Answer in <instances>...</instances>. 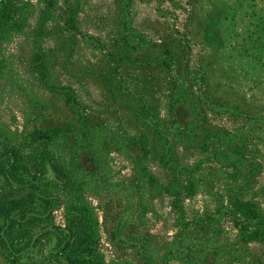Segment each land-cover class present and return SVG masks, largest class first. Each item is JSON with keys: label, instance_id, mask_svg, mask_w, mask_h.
<instances>
[{"label": "rangeland", "instance_id": "1", "mask_svg": "<svg viewBox=\"0 0 264 264\" xmlns=\"http://www.w3.org/2000/svg\"><path fill=\"white\" fill-rule=\"evenodd\" d=\"M9 1L0 31L1 133L36 156L48 150L69 167L78 163L79 182L85 183L78 194L63 197L64 179L44 159V177L21 190V196L34 192L44 213L35 245L20 257L0 249V264H68L58 236L66 224V201L83 210L98 264H264V243L238 238L234 220L221 221L217 235L208 137L213 98L217 110L245 114L225 126H247V160H260L261 168L243 198L250 208L264 210V0H55L46 22L39 0ZM66 18L76 31L66 29ZM41 52L49 68L43 75L34 65ZM174 80L183 86L176 91L180 99L171 102ZM161 125L170 129L157 133ZM55 128L69 131L38 139ZM137 134L183 147L173 153L172 166L193 179L194 191L181 201L182 210L133 175V152L125 141ZM145 165L162 181L173 177L163 160ZM2 187L0 178V195ZM42 197L58 198L59 204L44 205ZM205 213L211 220H204ZM214 239L230 248L213 254ZM198 243L212 249L194 251Z\"/></svg>", "mask_w": 264, "mask_h": 264}, {"label": "trees", "instance_id": "2", "mask_svg": "<svg viewBox=\"0 0 264 264\" xmlns=\"http://www.w3.org/2000/svg\"><path fill=\"white\" fill-rule=\"evenodd\" d=\"M42 6L40 14L42 22L51 19L56 9L55 0H39ZM12 8L9 0H0V31L3 32L4 25L7 23L6 14ZM65 27L68 31H76V28L71 24V20L66 18ZM44 53L35 54L34 65L36 70L43 75L48 70V60L44 57ZM183 86L179 80H174L170 84L171 94L168 96L171 102H176L181 94L176 91ZM174 93V94H173ZM70 98L68 100L70 101ZM219 100L213 98V128L209 131L208 137L213 139V224L218 227L217 235L220 231L223 232L221 221L236 222L238 228V238L245 241L253 240L264 243V210L257 208L254 204L252 208L249 203L244 200V191L247 185L255 180L254 172L261 168V161L247 160L248 155L252 152L247 148L250 146L248 136H244L243 130L247 126L236 129H228L225 124L230 118H236L239 115L230 113L225 108L223 111L216 109ZM195 108V105L193 104ZM171 108L169 107L166 116L171 115ZM222 123H214V120ZM246 120V117H245ZM244 122V119H243ZM169 127V126H168ZM167 126L161 125L159 131H167ZM170 129V127H169ZM242 129V130H241ZM69 129L61 130L55 128L50 132H43L38 137L39 140L50 141L51 137H56L58 134L63 135ZM182 129L175 134L181 137ZM192 131L185 130L186 137H191ZM165 135V134H164ZM83 140H86L88 131L82 132ZM236 141V145H233ZM126 145L133 152L131 170L138 180L145 183L151 188H156L160 193L169 197L172 208L182 210L183 199L190 197L194 191V182L190 176H182L177 169L172 166L173 153L178 154L179 148L174 141L165 138L162 142L154 140L149 135L137 134L129 135L125 141ZM207 144V143H206ZM205 145V144H204ZM94 149V148H93ZM91 160L98 170V155L96 150H88ZM34 149L25 151L22 145L15 144L6 138L0 130V178L3 180V192L0 195V249L7 255L20 257L21 252L25 251L35 245L36 234L39 221L43 218L44 213L39 211L38 198L34 192H30L25 196H21V190L26 188L39 177L45 175V169L42 161H48L50 169L59 177L64 179V184L61 186L63 197H69L71 194H78L81 186L85 183L79 182L77 169L80 168L78 163H73L72 167L65 165L59 159L50 156L48 150L36 156ZM239 159L233 160L232 157ZM163 160L165 164L173 168V177L166 178L165 181L160 180L154 172H152L148 165L150 159ZM31 166L35 168L34 173H31ZM97 175L98 172L90 175ZM83 177V175H82ZM34 187V186H33ZM44 205L59 204L58 198H44L42 197ZM67 202V201H66ZM62 202L65 206V227L60 229L58 234L59 244H62L60 252L63 259L68 264H98L97 243L93 239L91 226L85 220L83 210L75 209L72 204ZM250 208L251 218H247L246 208ZM77 211V212H76ZM249 215V214H248ZM204 214V220H211ZM116 228L113 234L118 233V224L120 218L116 222ZM250 223L253 226H250ZM253 228L251 231L249 228ZM227 244H219L216 239L213 240V254L221 252L223 249H229ZM194 251L211 250V246H203L201 243L192 247ZM140 250V254L142 255ZM172 259V257H170ZM168 260H166L167 264Z\"/></svg>", "mask_w": 264, "mask_h": 264}]
</instances>
